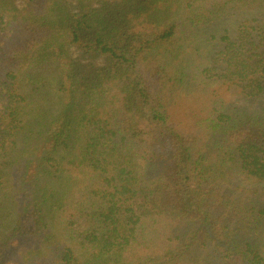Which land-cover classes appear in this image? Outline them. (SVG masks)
Instances as JSON below:
<instances>
[{
  "label": "trees",
  "instance_id": "trees-1",
  "mask_svg": "<svg viewBox=\"0 0 264 264\" xmlns=\"http://www.w3.org/2000/svg\"><path fill=\"white\" fill-rule=\"evenodd\" d=\"M263 101L264 0H0V264H264Z\"/></svg>",
  "mask_w": 264,
  "mask_h": 264
},
{
  "label": "rangeland",
  "instance_id": "rangeland-1",
  "mask_svg": "<svg viewBox=\"0 0 264 264\" xmlns=\"http://www.w3.org/2000/svg\"><path fill=\"white\" fill-rule=\"evenodd\" d=\"M244 17H247L246 15L242 16H232L230 18L224 19L219 23H216L213 27L210 29V33H218L222 34L226 29L230 30L231 32H235L238 29V26L242 20H244ZM256 107H264V101L261 104L256 105ZM264 238V235H263Z\"/></svg>",
  "mask_w": 264,
  "mask_h": 264
}]
</instances>
